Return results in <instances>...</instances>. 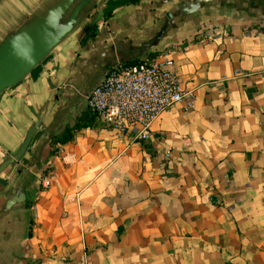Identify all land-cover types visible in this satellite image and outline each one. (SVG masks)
Instances as JSON below:
<instances>
[{
    "label": "crops",
    "instance_id": "1",
    "mask_svg": "<svg viewBox=\"0 0 264 264\" xmlns=\"http://www.w3.org/2000/svg\"><path fill=\"white\" fill-rule=\"evenodd\" d=\"M162 54L191 96L148 141L52 144ZM0 73V264H264V0H0Z\"/></svg>",
    "mask_w": 264,
    "mask_h": 264
},
{
    "label": "built area",
    "instance_id": "2",
    "mask_svg": "<svg viewBox=\"0 0 264 264\" xmlns=\"http://www.w3.org/2000/svg\"><path fill=\"white\" fill-rule=\"evenodd\" d=\"M103 17L96 22L100 27ZM208 40L202 39V41ZM166 54L135 64H117L85 97L87 109L106 126L142 142L151 138L150 127L175 104L189 98ZM53 175L42 177L43 190Z\"/></svg>",
    "mask_w": 264,
    "mask_h": 264
},
{
    "label": "trees",
    "instance_id": "3",
    "mask_svg": "<svg viewBox=\"0 0 264 264\" xmlns=\"http://www.w3.org/2000/svg\"><path fill=\"white\" fill-rule=\"evenodd\" d=\"M134 63L136 62H128L126 64L130 65ZM95 120L96 115L87 110L76 118L72 126L66 127L60 137L54 138L52 144L64 145L71 142L81 130L92 127L95 123Z\"/></svg>",
    "mask_w": 264,
    "mask_h": 264
},
{
    "label": "water",
    "instance_id": "4",
    "mask_svg": "<svg viewBox=\"0 0 264 264\" xmlns=\"http://www.w3.org/2000/svg\"><path fill=\"white\" fill-rule=\"evenodd\" d=\"M1 74V73H0ZM211 201L213 202V203H215V199L214 198H211Z\"/></svg>",
    "mask_w": 264,
    "mask_h": 264
}]
</instances>
